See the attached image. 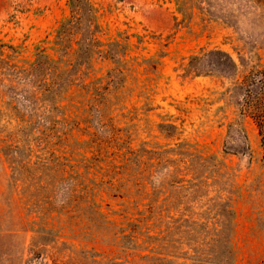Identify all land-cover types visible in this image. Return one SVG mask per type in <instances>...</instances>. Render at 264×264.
<instances>
[{"label": "rangeland", "instance_id": "obj_1", "mask_svg": "<svg viewBox=\"0 0 264 264\" xmlns=\"http://www.w3.org/2000/svg\"><path fill=\"white\" fill-rule=\"evenodd\" d=\"M93 1L104 39L150 32L164 55L98 106L69 88V0H0V264H264V146L242 110L251 70L264 88V0Z\"/></svg>", "mask_w": 264, "mask_h": 264}, {"label": "trees", "instance_id": "obj_2", "mask_svg": "<svg viewBox=\"0 0 264 264\" xmlns=\"http://www.w3.org/2000/svg\"><path fill=\"white\" fill-rule=\"evenodd\" d=\"M69 4L71 15L62 23L58 31L61 42L59 51L62 50L66 61L69 88L73 86L92 88L90 96L96 100L94 104L105 105V89L124 87V78H128V72L134 73L142 67L143 74L159 71L161 58L164 55L162 54L161 58L154 55L147 57L150 50H147L146 45L156 41V34L150 32L137 34L125 30L119 31L115 38L104 39L105 30L100 21L99 7L96 3L93 0H69ZM160 44L166 45L162 41ZM101 61L112 66L105 73L103 72V76L99 77L96 73L92 76L93 67ZM258 73L259 70H251L243 80L246 95L242 110L257 122L264 146V88H256L259 81ZM100 88L104 90L102 93H97L96 91L101 92ZM107 143V140H104L100 145ZM99 152L102 154V150L99 149ZM128 152L130 153L131 150ZM131 160L129 154L123 159L124 164L127 165ZM136 161L141 164L142 158Z\"/></svg>", "mask_w": 264, "mask_h": 264}]
</instances>
